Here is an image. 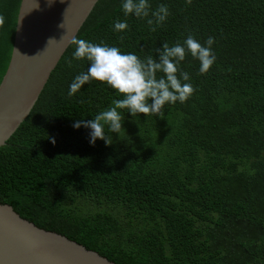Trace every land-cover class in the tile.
I'll return each mask as SVG.
<instances>
[{"label":"trees","instance_id":"obj_1","mask_svg":"<svg viewBox=\"0 0 264 264\" xmlns=\"http://www.w3.org/2000/svg\"><path fill=\"white\" fill-rule=\"evenodd\" d=\"M148 2V18L160 4L171 13L154 32L109 0L75 37L158 59L165 41L212 36L206 74L190 54L179 66L194 93L165 104L163 118L119 110L112 144L93 145L91 130L73 124L123 97L97 80L69 96L89 67L69 66V44L0 147V203L117 264H264V0ZM118 20L129 28L114 31Z\"/></svg>","mask_w":264,"mask_h":264},{"label":"water","instance_id":"obj_2","mask_svg":"<svg viewBox=\"0 0 264 264\" xmlns=\"http://www.w3.org/2000/svg\"><path fill=\"white\" fill-rule=\"evenodd\" d=\"M109 0H0V147L30 113L81 26ZM0 264H117L0 203Z\"/></svg>","mask_w":264,"mask_h":264},{"label":"clouds","instance_id":"obj_3","mask_svg":"<svg viewBox=\"0 0 264 264\" xmlns=\"http://www.w3.org/2000/svg\"><path fill=\"white\" fill-rule=\"evenodd\" d=\"M192 0H186L191 5ZM151 5L148 0H123L122 11L125 16L135 15L137 18H148ZM166 4H160L155 11H151V18L147 19L150 31H156L162 26L170 15ZM5 23V17L0 14V27ZM129 28L126 21H115L114 31L122 32ZM123 40V36L120 37ZM75 46L72 60L89 61L87 71L76 75L69 86V96L75 95L81 87L92 80L106 83L116 90L123 98L115 99L112 105L99 112L91 120H78L73 127L83 125L89 128L91 144L99 138L106 145L112 144V137L107 133L119 134L122 127L123 116L119 110L127 109L131 115L138 114L159 115L163 118L162 109L165 104L186 102L195 89L190 81V74L180 69V64L187 55H191L200 62L199 72L206 74L214 62L216 55L212 45L215 38L209 36L202 44L191 33L183 43L179 41L170 46L164 42L162 49H155L158 59L149 55L141 59L136 54L124 53L119 47L109 46L105 42L93 43L73 36L69 41ZM158 73L162 75L158 76ZM151 101V102H149ZM55 143V139L52 138Z\"/></svg>","mask_w":264,"mask_h":264}]
</instances>
